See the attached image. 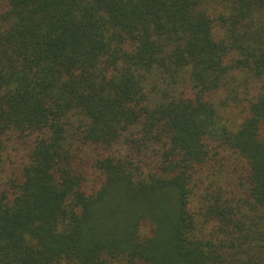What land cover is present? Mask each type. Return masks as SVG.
I'll return each mask as SVG.
<instances>
[{"label": "trees", "instance_id": "1", "mask_svg": "<svg viewBox=\"0 0 264 264\" xmlns=\"http://www.w3.org/2000/svg\"><path fill=\"white\" fill-rule=\"evenodd\" d=\"M0 264H264V0H2Z\"/></svg>", "mask_w": 264, "mask_h": 264}, {"label": "rangeland", "instance_id": "2", "mask_svg": "<svg viewBox=\"0 0 264 264\" xmlns=\"http://www.w3.org/2000/svg\"><path fill=\"white\" fill-rule=\"evenodd\" d=\"M0 2H2V0H0Z\"/></svg>", "mask_w": 264, "mask_h": 264}]
</instances>
